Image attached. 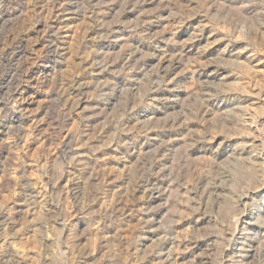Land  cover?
<instances>
[{"label":"rangeland","instance_id":"rangeland-1","mask_svg":"<svg viewBox=\"0 0 264 264\" xmlns=\"http://www.w3.org/2000/svg\"><path fill=\"white\" fill-rule=\"evenodd\" d=\"M0 264H264V0H0Z\"/></svg>","mask_w":264,"mask_h":264}]
</instances>
